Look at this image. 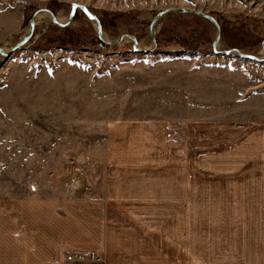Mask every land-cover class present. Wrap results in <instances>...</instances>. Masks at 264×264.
I'll return each instance as SVG.
<instances>
[{"label":"crops","instance_id":"obj_1","mask_svg":"<svg viewBox=\"0 0 264 264\" xmlns=\"http://www.w3.org/2000/svg\"><path fill=\"white\" fill-rule=\"evenodd\" d=\"M235 63L187 65L167 114L0 201V264H264V80Z\"/></svg>","mask_w":264,"mask_h":264},{"label":"rangeland","instance_id":"obj_2","mask_svg":"<svg viewBox=\"0 0 264 264\" xmlns=\"http://www.w3.org/2000/svg\"><path fill=\"white\" fill-rule=\"evenodd\" d=\"M239 1L244 7L208 0H0V48L8 52L20 42L37 11L66 22L79 3L100 18L107 40L133 35L142 49L153 47L149 30L160 12L200 10L221 26L220 50L262 58L264 0ZM155 32L157 49L136 54L130 40L102 43L80 10L65 28L40 14L31 40L8 59L0 55V201L27 196L53 175L73 174L72 157L87 155L79 153L83 146L114 143L117 123L130 124L127 132L135 121L167 114V97L183 91L187 65L229 60L250 65L264 80V63L214 53L216 28L205 18L170 13Z\"/></svg>","mask_w":264,"mask_h":264},{"label":"water","instance_id":"obj_3","mask_svg":"<svg viewBox=\"0 0 264 264\" xmlns=\"http://www.w3.org/2000/svg\"><path fill=\"white\" fill-rule=\"evenodd\" d=\"M78 10L82 11L87 16V18L89 20L93 21L96 24L97 35H98L99 40L102 43H104L105 45H108V46H115V45H119V44L123 43L125 40H130L133 43V51L136 54H138V53L139 54H141V53L148 54V53L154 52L157 49L158 43H157V39H156L155 27L166 15H168L170 13L196 15V16H199V17H202V18L209 20L216 28V38H215V41L213 43V51L216 55L264 63V57L261 58V57L255 56V55L246 54L239 49H231V50H224V51L220 50V42H221V35H222L221 26L213 16H211V15H209L203 11H200V10L185 9V8H171V9H166V10H163L162 12H160L153 19V21L150 25L149 32H150L151 41L153 43V47L148 48V49H142L140 47V43H139L138 39L133 35L125 34V35H122V36H120L114 40H107V38L105 37V33L103 31V25H102L100 18L98 16H96L94 13H92L85 5H82L79 3H75L73 5L71 12H70V15L68 17V20L66 22H61L51 10L41 9V10L37 11L30 21V29H29L28 34L8 52H6L4 49L0 48V55L3 56L4 58L8 59L15 52H17L18 50L23 48L31 40V38L34 34V31H35V27H36V18L40 14L49 15L53 24L58 25L62 28H65V27L70 26L73 23ZM262 48H263V52H264V41L262 43Z\"/></svg>","mask_w":264,"mask_h":264},{"label":"built area","instance_id":"obj_4","mask_svg":"<svg viewBox=\"0 0 264 264\" xmlns=\"http://www.w3.org/2000/svg\"><path fill=\"white\" fill-rule=\"evenodd\" d=\"M66 260L70 264H99L103 259L94 254L69 253Z\"/></svg>","mask_w":264,"mask_h":264},{"label":"trees","instance_id":"obj_5","mask_svg":"<svg viewBox=\"0 0 264 264\" xmlns=\"http://www.w3.org/2000/svg\"><path fill=\"white\" fill-rule=\"evenodd\" d=\"M70 43H73V44H75V42H71V41H70Z\"/></svg>","mask_w":264,"mask_h":264}]
</instances>
